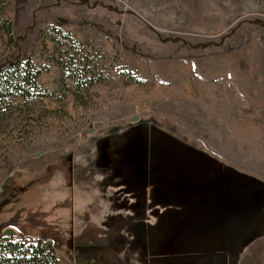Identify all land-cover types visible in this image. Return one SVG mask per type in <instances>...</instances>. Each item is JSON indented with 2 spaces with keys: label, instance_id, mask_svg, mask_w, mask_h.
<instances>
[{
  "label": "rangeland",
  "instance_id": "1",
  "mask_svg": "<svg viewBox=\"0 0 264 264\" xmlns=\"http://www.w3.org/2000/svg\"><path fill=\"white\" fill-rule=\"evenodd\" d=\"M1 18L0 65L40 72L0 96V231L59 264H264V0H0Z\"/></svg>",
  "mask_w": 264,
  "mask_h": 264
},
{
  "label": "trees",
  "instance_id": "2",
  "mask_svg": "<svg viewBox=\"0 0 264 264\" xmlns=\"http://www.w3.org/2000/svg\"><path fill=\"white\" fill-rule=\"evenodd\" d=\"M0 22L9 31V21L1 18ZM68 58L71 59L72 55ZM66 68L69 70L68 65ZM39 72L28 59H8L0 65V96L13 94L12 92L28 96V87H37L36 77ZM17 233V237L0 233V264H59L53 245H47L40 235L27 234L21 230Z\"/></svg>",
  "mask_w": 264,
  "mask_h": 264
},
{
  "label": "water",
  "instance_id": "3",
  "mask_svg": "<svg viewBox=\"0 0 264 264\" xmlns=\"http://www.w3.org/2000/svg\"><path fill=\"white\" fill-rule=\"evenodd\" d=\"M132 120H134V118H132ZM13 229L11 227H7V228H3L0 232L3 234V235H8V234H12L13 233ZM45 243L47 245H51V240H46Z\"/></svg>",
  "mask_w": 264,
  "mask_h": 264
}]
</instances>
